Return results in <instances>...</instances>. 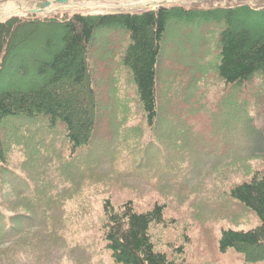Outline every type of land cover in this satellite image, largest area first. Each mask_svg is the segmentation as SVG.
<instances>
[{"label": "rangeland", "instance_id": "obj_1", "mask_svg": "<svg viewBox=\"0 0 264 264\" xmlns=\"http://www.w3.org/2000/svg\"><path fill=\"white\" fill-rule=\"evenodd\" d=\"M47 1L53 5L44 12L60 9L99 15L113 9L133 11L154 8L163 1L190 0H6L0 3V19L41 10ZM217 1L225 4V0ZM202 18H170L167 22L159 70L161 81H165L161 97L165 100L170 88L176 102L159 106L161 116L153 126L145 125L141 140L140 135L131 136L129 130L122 131L112 123L116 107L113 91L122 92L131 106L135 98L130 76L119 59L127 35L122 32L106 40L104 35L109 30L104 28L96 31V43L116 51L102 55L96 43L91 46L89 62L100 94V128L89 147L72 150L62 125L50 127L45 119L18 116L0 121L1 139L10 148L0 176L1 213L10 215V206L15 212V205L24 203L29 209L20 211L31 219L66 213L78 218L82 204L90 209L88 217L94 221L107 198L114 204L133 201L142 212L158 203L164 205L166 225L159 231V242L167 247L183 246L185 264H245L233 250L221 253L218 242L222 230L247 231L259 225L252 212L227 194L231 185L249 179V175L241 174L243 167L251 171L264 168V103L252 97L258 90L255 78L246 85L224 86L220 82L216 68L219 25ZM15 60L17 56L11 59L14 65ZM109 69H115L111 77L106 75ZM170 73L176 76L168 78ZM190 79L193 87L182 96ZM131 112L133 115V107ZM167 112L169 115L164 116ZM128 126L144 129L136 122ZM227 167H242L240 176L231 174ZM43 180L47 187L41 186ZM85 185L88 189L83 190L86 197L82 198L79 191ZM85 220L74 229L79 230L80 245L91 247V255L68 257L66 253L60 259L64 249H50L48 244L42 249L43 258L36 260L34 256L29 263L111 264L101 250L97 232L90 230Z\"/></svg>", "mask_w": 264, "mask_h": 264}, {"label": "trees", "instance_id": "obj_2", "mask_svg": "<svg viewBox=\"0 0 264 264\" xmlns=\"http://www.w3.org/2000/svg\"><path fill=\"white\" fill-rule=\"evenodd\" d=\"M214 1L162 3L155 9L114 10L102 15L56 10L0 19V121L18 116L45 119L50 127L62 125L72 150L89 147L100 128V94L95 87L89 56L91 46L97 41L96 31L104 28L109 30L104 35L106 40L122 32L127 35L128 41L119 59L130 76L135 98L131 106L122 92L113 91L116 107L112 123L122 131L129 130L131 136L140 135L141 140L145 125L153 126L161 116L159 106L176 102L170 88V94L162 99L161 88L165 81H161L159 71L170 18L190 21L203 17L219 25L216 68L220 82L224 86L246 85L255 78L258 90L252 97L264 103V0L252 3L225 0L224 5ZM96 46L102 55L116 51L112 46L99 47L97 43ZM26 52L30 53L25 56ZM15 56L16 65L11 62ZM114 71H106L107 77ZM174 76L175 73H170L168 78ZM164 78L166 80V75ZM192 81L187 82L182 96L193 87ZM178 96L181 98L179 93ZM130 122L141 124L143 131L129 127ZM8 146L0 136V176L8 163ZM241 168L226 169L239 177ZM242 170L241 174L249 175V179L231 185L227 196L252 212L259 225L247 231L222 230L218 250L221 253L233 250L245 264L264 263V168L251 171L243 167ZM43 185L47 187L46 180L41 182ZM87 189L85 185L79 194L82 196ZM136 206L130 200L114 204L107 198L94 221L88 217L90 209L82 204L78 218L66 213L43 219H31L21 212L20 209H29L24 203L15 205V212L10 206L7 209L10 215L4 216L0 211V264H30L34 256L40 260L42 249L48 244L50 249L56 250L57 246L64 249L60 259L66 257V253L68 257L78 256L77 253L91 255V247L80 245L77 239L79 221L84 219L87 227L97 232L101 250L106 252L111 264H185L183 246L173 248L159 242V231L166 227L164 205L155 203L143 212Z\"/></svg>", "mask_w": 264, "mask_h": 264}, {"label": "water", "instance_id": "obj_3", "mask_svg": "<svg viewBox=\"0 0 264 264\" xmlns=\"http://www.w3.org/2000/svg\"><path fill=\"white\" fill-rule=\"evenodd\" d=\"M68 0H64V1H61V2H63V3H66ZM52 5L53 4H51L50 2H46V3H44L43 5H42V8H41V10H39V11H33V13H41V12H43L44 10H46L47 8H50V7H52Z\"/></svg>", "mask_w": 264, "mask_h": 264}]
</instances>
